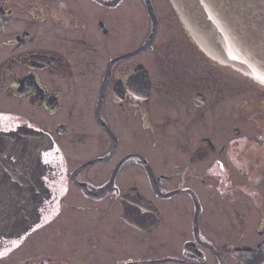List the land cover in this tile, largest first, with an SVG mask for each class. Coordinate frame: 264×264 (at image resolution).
<instances>
[{
  "label": "flooded vegetation",
  "instance_id": "1",
  "mask_svg": "<svg viewBox=\"0 0 264 264\" xmlns=\"http://www.w3.org/2000/svg\"><path fill=\"white\" fill-rule=\"evenodd\" d=\"M164 1L0 0V264H264V86Z\"/></svg>",
  "mask_w": 264,
  "mask_h": 264
},
{
  "label": "water",
  "instance_id": "2",
  "mask_svg": "<svg viewBox=\"0 0 264 264\" xmlns=\"http://www.w3.org/2000/svg\"><path fill=\"white\" fill-rule=\"evenodd\" d=\"M169 1L201 51L264 86V0ZM2 155L0 171L5 172ZM9 172L14 178V171ZM6 184L0 177V228L16 219L15 205L22 206L23 196L2 190Z\"/></svg>",
  "mask_w": 264,
  "mask_h": 264
},
{
  "label": "rangeland",
  "instance_id": "3",
  "mask_svg": "<svg viewBox=\"0 0 264 264\" xmlns=\"http://www.w3.org/2000/svg\"><path fill=\"white\" fill-rule=\"evenodd\" d=\"M157 6L161 22L159 32V39H161L170 26L179 28L180 23L169 0L157 3Z\"/></svg>",
  "mask_w": 264,
  "mask_h": 264
},
{
  "label": "bare ground",
  "instance_id": "4",
  "mask_svg": "<svg viewBox=\"0 0 264 264\" xmlns=\"http://www.w3.org/2000/svg\"><path fill=\"white\" fill-rule=\"evenodd\" d=\"M0 194H2V192ZM20 209H21L20 205H15L14 213H15L16 216H18L20 214V212H21Z\"/></svg>",
  "mask_w": 264,
  "mask_h": 264
}]
</instances>
